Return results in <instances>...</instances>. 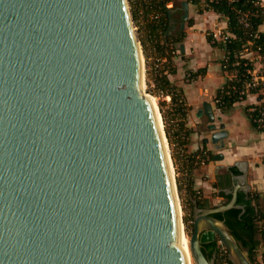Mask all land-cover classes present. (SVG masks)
Returning <instances> with one entry per match:
<instances>
[{
	"label": "water",
	"instance_id": "1",
	"mask_svg": "<svg viewBox=\"0 0 264 264\" xmlns=\"http://www.w3.org/2000/svg\"><path fill=\"white\" fill-rule=\"evenodd\" d=\"M177 10L184 31L190 2ZM199 114L224 147L222 117ZM237 165L228 203L191 197L189 236L130 1L0 0V264H190L185 234L195 264H216L203 246L217 240L254 264L215 216L243 208Z\"/></svg>",
	"mask_w": 264,
	"mask_h": 264
},
{
	"label": "crops",
	"instance_id": "2",
	"mask_svg": "<svg viewBox=\"0 0 264 264\" xmlns=\"http://www.w3.org/2000/svg\"><path fill=\"white\" fill-rule=\"evenodd\" d=\"M179 0L177 4L170 8L181 7ZM204 1V0H203ZM264 3V0H263ZM179 4V6H178ZM173 9V10H174ZM174 12V13H175ZM191 23H187L185 38V56L188 57L192 72L200 68H206V73L200 78L192 80L189 84L177 82L181 86L189 106L187 126L191 130L190 142L187 145L188 153H201L207 150L211 153L207 162L196 164L191 171L193 189L201 195L203 199L209 200L211 207L225 204L228 195L224 189L233 190L234 185H242L239 179L242 172L239 163H246L248 168L247 183L250 186L249 193L255 198L259 210L263 214V219L259 222L264 230V130L256 127L249 115V111L255 104L261 101V95L250 93L246 100L235 103L230 109L221 111L215 102L218 91L227 83L229 77L222 69L221 60L225 52L213 47L208 41V30L218 39L226 33L228 29L227 20L213 11L199 12L198 6L190 3ZM264 31V25L261 26ZM183 52V51H182ZM244 57L249 58L254 64V75L264 76L260 73L263 60L262 55L252 50H246ZM172 77V76H171ZM170 77V79H171ZM205 102L212 104L215 113L222 117V122L217 121V127L225 125L228 137L224 140V147L210 143H205V139L210 136L208 131L209 120L206 115H200ZM224 155L223 160H216L215 156ZM183 163L181 173L184 175L188 167ZM238 192H244L240 187ZM264 234V233H263ZM259 256L264 254V235L262 244L258 249Z\"/></svg>",
	"mask_w": 264,
	"mask_h": 264
},
{
	"label": "trees",
	"instance_id": "3",
	"mask_svg": "<svg viewBox=\"0 0 264 264\" xmlns=\"http://www.w3.org/2000/svg\"><path fill=\"white\" fill-rule=\"evenodd\" d=\"M142 8L145 10L146 19H148V29L151 37L156 40L158 51L161 52V57H169L166 52H174L176 44L182 43L186 36L185 31H177L174 35L171 32L172 22L180 25L181 17L174 13L172 20L169 17V4H177L178 0H142ZM198 6L199 12L213 11L223 16L228 23V29L220 39L216 38L214 34L208 35V41L213 47H218L225 52L224 58L221 60L223 71L231 78L218 91L217 107L221 111L230 109L235 103L246 100V95H241L245 84L251 79V73L254 70L253 61L244 57L246 50H252L264 56V31L261 26L264 25V3L263 0H188ZM154 14L150 20V15ZM134 12V16H135ZM192 22V21H191ZM175 71V70H174ZM206 68H200L194 73V76L204 75ZM157 88L166 95L171 96V102L176 110L184 117L181 123V131H185L182 145L189 143V136L191 130L186 126V119L189 111L184 91L181 87L174 85L169 77V74L160 71L156 78ZM259 89H252V93L258 92ZM255 107V106H253ZM248 107L249 108H253ZM250 118L253 124L258 127L253 118L256 115L249 111ZM259 128V127H258ZM264 130V128H260ZM169 140L172 139L169 130H167ZM188 138V139H187ZM187 177L185 182L186 200L188 206L191 208V220H193V204L191 197L198 200L201 207H211L209 200L203 199L192 187V180L190 177L191 171L196 164L207 162L208 156L211 153L207 150L201 153H186ZM181 188V187H180ZM228 203L231 195H224ZM255 198L249 193L239 192L237 204L242 206V209L233 208L224 213L216 214L215 216L229 226L232 234L235 236L241 246L248 252L254 264L257 263L258 249L262 244V237L264 230L259 222L263 219V214L259 210ZM219 241H213L203 246V251L208 259H211L216 254V264H232L229 260L228 253L221 249Z\"/></svg>",
	"mask_w": 264,
	"mask_h": 264
},
{
	"label": "rangeland",
	"instance_id": "4",
	"mask_svg": "<svg viewBox=\"0 0 264 264\" xmlns=\"http://www.w3.org/2000/svg\"><path fill=\"white\" fill-rule=\"evenodd\" d=\"M129 1L132 8L133 16H134V12L136 14L134 16V21L143 50L144 67H145V92L146 94L154 98L158 110L162 117V125L166 134L168 149L170 151V155L172 158L174 175L178 187L185 231L190 236L193 230V223H192L193 220H191V208L190 206H188L186 200L185 182L187 177V168L185 169V173L183 175L181 173V166H180L181 163L182 164L184 163L186 165V159L184 155L188 153L187 145L189 144L188 143L187 145H182V141H181V139L183 140V136L185 134L184 130L181 131V123H183L184 117L182 116L181 113H179L176 110V108L171 102V99L169 100L167 98V95L157 88L156 78L160 73V71H164L169 74V77L172 76L171 81L174 85L177 86L176 84L177 82H181L183 84H189L190 82H192V80H194V78L198 79L200 77L194 76L195 72H192V70L189 68L190 63L188 57L186 56L183 58L185 54L181 50L180 47L181 43L176 44L174 52L171 53L169 52V50L166 52V54L169 55V57H164V56L161 57L162 56L161 52L158 51L156 46V40L153 39V37H151L149 29L147 27L148 19H146L144 13L145 10L142 8L143 1L142 0H129ZM172 4L174 5V3H171L169 4V7H172ZM178 16L181 17V13L178 14ZM150 17L151 20L155 16L154 14L151 13ZM191 21L192 19L189 18L187 23H191ZM176 32L177 31L174 30L171 33L172 35L175 36V34H177ZM207 32L209 34H212L211 30H208ZM263 59L264 56L263 58L261 57V60ZM259 67L261 69L260 73H264V60L262 66ZM186 126H187V119H186ZM167 130H169L170 132V135L172 137L171 140H169L167 136ZM220 245L222 244L220 243ZM221 249L225 251V247L223 245ZM257 263L263 264L262 256L260 257L259 253H257Z\"/></svg>",
	"mask_w": 264,
	"mask_h": 264
},
{
	"label": "built area",
	"instance_id": "5",
	"mask_svg": "<svg viewBox=\"0 0 264 264\" xmlns=\"http://www.w3.org/2000/svg\"><path fill=\"white\" fill-rule=\"evenodd\" d=\"M249 73H251V79L246 82L244 90L241 91V95H246L248 97V95L252 93V89H259L256 93L261 95V101L255 104V107L251 108L250 111L256 114L253 120L258 127L264 128V76L254 75V72L251 71H249ZM167 98L170 100L171 96L167 95ZM219 101L220 99H217L216 96L215 102L217 103ZM225 252H227L226 249ZM262 261L264 264V254L262 255Z\"/></svg>",
	"mask_w": 264,
	"mask_h": 264
},
{
	"label": "bare ground",
	"instance_id": "6",
	"mask_svg": "<svg viewBox=\"0 0 264 264\" xmlns=\"http://www.w3.org/2000/svg\"><path fill=\"white\" fill-rule=\"evenodd\" d=\"M152 99H153L154 103L156 104V102H155L153 97H152ZM156 106H157V104H156ZM183 245H184V248L186 249L190 264L195 263L194 260H193L191 251H190L189 237L186 234L183 237Z\"/></svg>",
	"mask_w": 264,
	"mask_h": 264
},
{
	"label": "flooded vegetation",
	"instance_id": "7",
	"mask_svg": "<svg viewBox=\"0 0 264 264\" xmlns=\"http://www.w3.org/2000/svg\"><path fill=\"white\" fill-rule=\"evenodd\" d=\"M176 14H180L181 13V16H182V13L183 12H181V11H177V12H175ZM182 23V22H181ZM181 23H180V25H179V27H178V25H176V24H174V22H172V29L173 30H176V31H179V30H181ZM182 31V30H181Z\"/></svg>",
	"mask_w": 264,
	"mask_h": 264
}]
</instances>
